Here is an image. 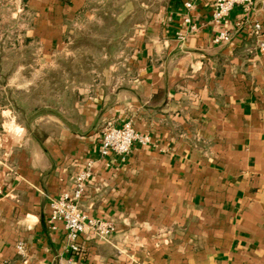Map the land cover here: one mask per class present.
Listing matches in <instances>:
<instances>
[{"label":"crops","instance_id":"obj_1","mask_svg":"<svg viewBox=\"0 0 264 264\" xmlns=\"http://www.w3.org/2000/svg\"><path fill=\"white\" fill-rule=\"evenodd\" d=\"M92 3L0 0V264H264V32H251L264 0L219 23L214 0L138 3L119 15L138 19L105 80L19 120L12 86L30 92L98 15ZM224 30L233 39L216 44ZM128 122L149 143L101 158L106 125ZM89 159L80 207L115 232L81 235L73 252L50 204Z\"/></svg>","mask_w":264,"mask_h":264},{"label":"rangeland","instance_id":"obj_2","mask_svg":"<svg viewBox=\"0 0 264 264\" xmlns=\"http://www.w3.org/2000/svg\"><path fill=\"white\" fill-rule=\"evenodd\" d=\"M146 1L147 0H93L91 7L98 15H95L96 17L92 20L83 22L82 29L75 32V38L80 39L81 34L84 35L79 45L71 48L68 47L66 51L59 55V57L62 58V62H58V57L56 63L49 66L47 65L45 71L42 72L39 78L33 81L30 87L37 89L36 95L31 94V90L30 93L27 94H17V89L12 86L15 106L18 108H28L29 106L41 102H48V98L51 97V82H53L54 78L48 71H61L59 77L55 76V79H61L63 92H70L72 98L75 90L78 97V95H80V89H84L89 85L97 84L100 83L101 80H105V78L108 77L106 72L109 70V66L116 60L119 49H122V47L120 48L118 46V43L120 42L122 44V39L129 36L131 33L130 27L133 25V22L138 19L137 16L133 18L132 15H127L124 20L119 21V15L128 9H138V3H140V6L144 9ZM102 10L113 12V16L103 19V16H101ZM140 14L143 19V12ZM98 21L101 22V24L98 23ZM119 36L120 38H118ZM70 59L71 62H63V60L69 61ZM8 65L9 64L6 65L7 68H9ZM79 67L80 69L78 70L80 71L77 73L75 69ZM70 70H72V72L75 70L72 74L74 76L76 75V80L70 78ZM3 81L4 80H0L1 86H5ZM25 81L26 80H24V82ZM19 82L21 83L22 80L20 79ZM16 83L17 82H15V84ZM43 98H45V100ZM69 107L70 105H68L67 108ZM22 111H16L19 120L27 122L26 120L28 119L31 122L35 119H32L30 113H27V116H29L27 118L25 112ZM67 111L69 110H66L63 114H67Z\"/></svg>","mask_w":264,"mask_h":264},{"label":"built area","instance_id":"obj_3","mask_svg":"<svg viewBox=\"0 0 264 264\" xmlns=\"http://www.w3.org/2000/svg\"><path fill=\"white\" fill-rule=\"evenodd\" d=\"M252 0H214L213 19L215 22L227 18L235 6L241 5L248 7ZM191 7V4H187ZM188 22L189 20L186 19ZM194 28V27H193ZM251 32L259 36L264 32V24L253 22ZM233 34L227 30L221 31L215 38L216 44L230 42ZM260 49L264 50V41L260 43ZM99 154L101 158H106L112 154L125 157L129 154L134 144L146 146L149 138L137 132L133 125L128 122L122 126H115L109 123L104 128L101 135ZM94 162L87 160L81 169L76 173L73 189L71 192L63 193L59 198L51 201V212L48 219L50 228L56 229V224L62 222L67 233L71 250H80L78 243L81 235H91L99 240H109L115 232V226L111 222L97 220L90 217L80 207V201L85 194L87 185L92 175ZM19 253L24 256V246L22 243L17 245ZM62 264H75L72 258L67 259Z\"/></svg>","mask_w":264,"mask_h":264},{"label":"trees","instance_id":"obj_4","mask_svg":"<svg viewBox=\"0 0 264 264\" xmlns=\"http://www.w3.org/2000/svg\"><path fill=\"white\" fill-rule=\"evenodd\" d=\"M84 37L83 34H81L80 39L75 38L74 40V46H78L79 42L82 40V38ZM59 62H62V58L60 59ZM63 62H71V59L69 61H64ZM79 68H76V72L78 73L80 70ZM74 70V71H75ZM74 71L72 72V70H70V78L73 80L75 79V76L72 74L74 73ZM48 73H51V75L54 76L53 78V82H51V86L52 89L50 90V95L51 97L48 98V102L47 103H38L36 105L33 106H29L28 108H17V110H23L25 112V115L27 116V113H30L32 119L36 118L37 116L41 115V114H47V113H58L59 108H63V109H67L68 105L70 104L71 100H72V96L71 93L69 92H63L62 89V84H61V79H55V76H58L61 74V71H54V72H50L48 71ZM76 80V79H75ZM36 90L34 87L31 88V94L36 95ZM30 93V92H29ZM45 100V98H43ZM47 100V99H46ZM22 111V112H23ZM29 116H27L28 118ZM27 122H30V120H26Z\"/></svg>","mask_w":264,"mask_h":264}]
</instances>
